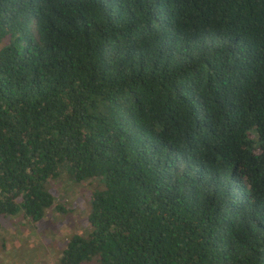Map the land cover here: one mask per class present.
Returning <instances> with one entry per match:
<instances>
[{"label":"trees","instance_id":"trees-1","mask_svg":"<svg viewBox=\"0 0 264 264\" xmlns=\"http://www.w3.org/2000/svg\"><path fill=\"white\" fill-rule=\"evenodd\" d=\"M64 168L60 264H264V0H0V217Z\"/></svg>","mask_w":264,"mask_h":264},{"label":"rangeland","instance_id":"rangeland-1","mask_svg":"<svg viewBox=\"0 0 264 264\" xmlns=\"http://www.w3.org/2000/svg\"><path fill=\"white\" fill-rule=\"evenodd\" d=\"M104 189L99 179L74 182L66 168L44 190L54 199L43 219L32 224L22 211L0 217V264H60L69 241L91 233L89 213L92 197ZM98 264L95 259L89 263Z\"/></svg>","mask_w":264,"mask_h":264}]
</instances>
